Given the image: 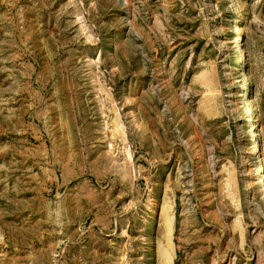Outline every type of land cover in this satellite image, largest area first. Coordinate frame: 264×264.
I'll return each instance as SVG.
<instances>
[{
    "label": "rangeland",
    "instance_id": "374dc122",
    "mask_svg": "<svg viewBox=\"0 0 264 264\" xmlns=\"http://www.w3.org/2000/svg\"><path fill=\"white\" fill-rule=\"evenodd\" d=\"M259 165L264 0H0V264H264Z\"/></svg>",
    "mask_w": 264,
    "mask_h": 264
},
{
    "label": "bare ground",
    "instance_id": "6f19581e",
    "mask_svg": "<svg viewBox=\"0 0 264 264\" xmlns=\"http://www.w3.org/2000/svg\"><path fill=\"white\" fill-rule=\"evenodd\" d=\"M237 21V20H236ZM238 22H240V20H238ZM233 34L235 35L236 39H237V42L240 40V35H241V29L239 26H235L234 30H233ZM241 48V46H240ZM241 52V51H239ZM239 54V53H238ZM242 54V53H241ZM241 57V56H240ZM239 57V59H240ZM242 58V57H241ZM240 61V60H239ZM241 62V61H240ZM242 63V62H241ZM244 75V79L241 83V85L239 86L240 87V92H246L249 90L248 88V81H247V77L245 74ZM252 106H253V101L251 100V98H247L246 99V102H245V107L246 109H250L252 110ZM255 125V115H254V111L252 110L251 111V115L249 117V119L247 120V126L250 128V127H253ZM252 133V132H251ZM253 134V133H252ZM253 136V135H252ZM254 153V151H253ZM257 155V153H256ZM254 156V155H253ZM257 160V159H256ZM253 166V165H252ZM258 171V173H257ZM264 168L259 165L257 170H255L254 174H253V177H254V180L257 181L258 183V188H259V191H264Z\"/></svg>",
    "mask_w": 264,
    "mask_h": 264
}]
</instances>
